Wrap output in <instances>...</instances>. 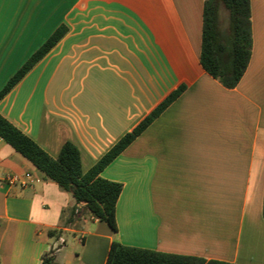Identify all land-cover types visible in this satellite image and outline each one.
Segmentation results:
<instances>
[{
  "label": "crops",
  "instance_id": "0c3cea01",
  "mask_svg": "<svg viewBox=\"0 0 264 264\" xmlns=\"http://www.w3.org/2000/svg\"><path fill=\"white\" fill-rule=\"evenodd\" d=\"M249 4L251 55L229 89L200 62L204 0H0V91L66 29L0 114L52 158L75 145L84 173L185 86L100 174L122 184L117 232L87 212L70 219L71 193L0 138V264L49 251L56 264H105L114 241L264 264V0Z\"/></svg>",
  "mask_w": 264,
  "mask_h": 264
},
{
  "label": "trees",
  "instance_id": "16d2710c",
  "mask_svg": "<svg viewBox=\"0 0 264 264\" xmlns=\"http://www.w3.org/2000/svg\"><path fill=\"white\" fill-rule=\"evenodd\" d=\"M229 13L226 31L219 27L220 9ZM59 27L0 91L2 99L26 73L46 55L65 34ZM252 37L249 0H204L200 62L203 69L219 80L226 88H234L243 77L251 55ZM185 89L180 86L159 106L150 112L131 132L124 135L91 169L83 172L80 153L72 143H65L57 158H52L38 144L26 136L0 114V138L29 160L48 179L71 193L75 200L70 219L87 212L99 221L107 223L115 232L116 205L122 192V184L104 179L100 174L128 145L141 135L150 124ZM78 209V214L76 213ZM262 215L264 217V198ZM56 233V232H54ZM52 235V232H50ZM42 264H56L53 251L42 257ZM105 264H231L218 260H205L194 256L162 253L154 250L126 246L114 241Z\"/></svg>",
  "mask_w": 264,
  "mask_h": 264
},
{
  "label": "rangeland",
  "instance_id": "374dc122",
  "mask_svg": "<svg viewBox=\"0 0 264 264\" xmlns=\"http://www.w3.org/2000/svg\"><path fill=\"white\" fill-rule=\"evenodd\" d=\"M228 24H229V13L224 7H221V9H220V22H219V27H220L221 31H226L228 28ZM73 238H74L73 235H69L67 237V245L69 247L74 246L72 251H76V246L74 245L75 243L73 241Z\"/></svg>",
  "mask_w": 264,
  "mask_h": 264
},
{
  "label": "built area",
  "instance_id": "2783aa9c",
  "mask_svg": "<svg viewBox=\"0 0 264 264\" xmlns=\"http://www.w3.org/2000/svg\"><path fill=\"white\" fill-rule=\"evenodd\" d=\"M30 174H24L23 176L21 175H17V174H14V175H8L4 180L3 182L8 184V185H12V184H21V185H26V182L23 180L24 178L26 179H31L30 178Z\"/></svg>",
  "mask_w": 264,
  "mask_h": 264
}]
</instances>
